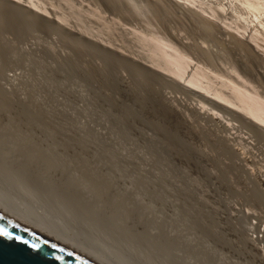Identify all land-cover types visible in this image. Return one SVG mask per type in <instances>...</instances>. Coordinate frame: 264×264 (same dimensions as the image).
<instances>
[{"label": "rangeland", "instance_id": "obj_1", "mask_svg": "<svg viewBox=\"0 0 264 264\" xmlns=\"http://www.w3.org/2000/svg\"><path fill=\"white\" fill-rule=\"evenodd\" d=\"M10 1L25 6L28 15H36L40 21L46 19L61 31L48 34L33 24L30 33L20 34L7 24L3 13L0 15V76L17 84L18 110L23 102L33 112L46 109L54 117L58 111L66 112L82 131L96 127L100 129L99 138L127 144L131 149L129 161L140 155L149 159L154 165L145 172L150 176L145 180L154 194L137 188V172L127 174L120 168L113 173L117 179H112V185L121 188L124 180L130 182L127 187L134 194L129 199L144 218L162 222L165 229L193 243L199 249L196 256L200 254L196 260L210 264H263L250 257L247 246L222 243L220 227L207 233L197 213L204 207L212 208L216 214L224 210L237 217L247 212L264 224L263 133L247 120L229 124V116L211 111L209 105L200 112L208 113L212 120L188 115L192 108L203 107L200 97L175 86L172 76L145 57L147 49L140 47L141 42H134L139 38L135 34L175 45L185 37V42L197 49L226 52L219 43L208 41L204 45L202 39L192 40L189 30L182 34L183 25L190 24V16L179 8L178 2L182 1L34 0L36 5L31 0ZM71 32L80 35L79 50L73 45L75 41L67 37ZM149 70L154 79H150ZM255 85L264 97V80H257ZM180 113L191 116L190 122L181 123L177 118ZM13 130L10 147L18 149V160L25 162L26 152L43 145L52 154L51 165L59 163L74 179H83L84 187L91 184L90 168L111 170L120 165L114 157H94L85 165L79 164L68 145L70 140L64 142L52 125L49 136H44L31 118L18 121ZM175 176L181 179L174 182ZM10 180L9 175H0L5 184ZM6 188L26 195L33 191L37 196L33 187L16 183ZM92 189L97 194V187ZM129 221L135 223L137 217L130 215ZM146 231L157 234L158 230ZM112 240L119 245L117 239ZM134 249L128 252L140 260L147 253ZM204 252L215 260H202ZM192 257L184 256L189 263L199 264ZM183 264H187L185 260Z\"/></svg>", "mask_w": 264, "mask_h": 264}, {"label": "bare ground", "instance_id": "obj_2", "mask_svg": "<svg viewBox=\"0 0 264 264\" xmlns=\"http://www.w3.org/2000/svg\"><path fill=\"white\" fill-rule=\"evenodd\" d=\"M181 1L178 2L180 10L190 16V24L183 25L182 34L189 30L188 37L192 40L202 39L205 41L202 42L204 45L209 44L208 41L219 43L227 49L226 52L215 54L209 51L210 48L197 49L192 43H186L185 37L175 45L166 41L157 42L145 36L146 39L132 31L139 37L136 38L139 41L133 39L134 42H141L140 47L147 49H144L147 53H144L145 57L147 56L156 68L167 73L168 77L172 76L170 78L175 86L200 97L203 107L192 108L188 115L205 121L212 120L211 115H203L200 112L205 105H209L211 111L229 116V124L230 121L247 120L264 135V97L260 96L255 87L257 80H264V0ZM33 4L36 5L35 1ZM26 12L27 8L19 3L0 0V15L3 13L7 24L17 28L20 34L24 31L30 33L33 24L48 34H60V29L52 26L48 20L40 21L36 15L32 17ZM79 36L78 32H71L67 36L73 39L72 43L75 41L73 45L78 50ZM147 73L150 79L155 78L151 70ZM167 76L165 74V77ZM188 115L180 113L177 118L181 123H189L191 116ZM28 118L41 127L44 136H49L51 125L56 127L64 142L70 140L68 145L79 158V164L85 165L94 157H114L120 165L111 170L90 168L88 176L91 184L88 188L83 186V179H74L59 163L51 165L52 154L43 145H35L30 152H26L25 162L18 160V149L10 147V140L14 138L12 132L15 131L13 128L18 126V121L24 122ZM97 130L96 127H88L85 132L82 131L72 124L71 117L66 112L58 111L54 117L52 112L46 109L33 112L28 104L23 102L18 110L17 84L0 76V175L6 174L11 178L8 184L0 181V186L13 187L17 183L21 187H33L37 196L33 191L29 192L28 196L34 194L32 198L45 205L55 217L74 224L92 238L108 245L127 252L134 248L143 253L147 252L141 259L146 264H183V260L187 264H193L184 258L193 256V261L197 257L200 258L199 252L196 256V250L199 249H195L193 243L180 239L177 233L165 229L162 222L147 221L140 208L129 199L130 194H134L127 187L130 182L124 180L121 188L112 185V179H117L113 176L116 168L124 169L127 174L137 172L140 177L137 188L142 187L152 195L154 191L145 180L150 176L145 172L154 164L144 155L129 161L131 149L127 144L117 143L109 138L101 139ZM3 139L8 144L5 145ZM13 154L17 155V158ZM24 174L26 176H23ZM180 179L175 176L174 182ZM94 186L98 189L97 194L93 192ZM177 200L180 201V197ZM197 213L207 233L215 227H220L222 233L219 240L222 243L247 246L250 257L264 264V224L253 213L246 212L248 215L243 213L237 217L227 214L224 210L221 214H216L212 208L206 207L200 208ZM130 215L137 217V222L129 221ZM191 223H195V220ZM154 228L158 230L157 234L146 231ZM112 238L117 239L119 245L114 244ZM176 252L179 253L175 254ZM203 254L202 260H215L212 256ZM145 256L147 261H144Z\"/></svg>", "mask_w": 264, "mask_h": 264}, {"label": "water", "instance_id": "obj_3", "mask_svg": "<svg viewBox=\"0 0 264 264\" xmlns=\"http://www.w3.org/2000/svg\"><path fill=\"white\" fill-rule=\"evenodd\" d=\"M0 264H146L55 217L36 199L0 186Z\"/></svg>", "mask_w": 264, "mask_h": 264}, {"label": "snow or ice", "instance_id": "obj_4", "mask_svg": "<svg viewBox=\"0 0 264 264\" xmlns=\"http://www.w3.org/2000/svg\"><path fill=\"white\" fill-rule=\"evenodd\" d=\"M0 234L7 235V233H4L3 230H0Z\"/></svg>", "mask_w": 264, "mask_h": 264}]
</instances>
